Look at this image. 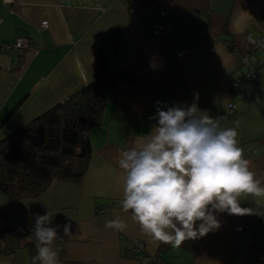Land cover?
Instances as JSON below:
<instances>
[{"label":"crops","instance_id":"obj_1","mask_svg":"<svg viewBox=\"0 0 264 264\" xmlns=\"http://www.w3.org/2000/svg\"><path fill=\"white\" fill-rule=\"evenodd\" d=\"M160 21L167 36L152 32ZM113 32L116 48L106 36ZM20 35L29 48L0 51V138L93 80L99 49L112 70L128 69L139 80L107 90L102 121L88 131L91 154L80 184L54 181L16 202L0 192V264H30L34 218L47 211L54 214L50 226H60L53 245L60 264H251L262 256L256 245H264V217L227 213L216 214L221 227L202 238L196 255L170 245L156 254L159 243L122 210L117 161L151 131L158 108L195 101L223 127L236 128L252 170L264 178V0H0V42ZM242 55L259 77L231 94L229 81L247 71ZM116 219L124 230L105 227Z\"/></svg>","mask_w":264,"mask_h":264},{"label":"clouds","instance_id":"obj_2","mask_svg":"<svg viewBox=\"0 0 264 264\" xmlns=\"http://www.w3.org/2000/svg\"><path fill=\"white\" fill-rule=\"evenodd\" d=\"M154 119L151 131L117 161L122 170V210L131 214L142 233L180 248L218 230L217 213L264 217V178L252 170L235 127H223L221 117L210 116L195 101L158 108ZM246 200L255 207H242ZM53 217L47 211L34 218L33 264H60L53 247L61 238L60 226H50ZM105 227L122 231L126 225L116 219L106 221ZM70 234L71 225H63V236Z\"/></svg>","mask_w":264,"mask_h":264},{"label":"trees","instance_id":"obj_3","mask_svg":"<svg viewBox=\"0 0 264 264\" xmlns=\"http://www.w3.org/2000/svg\"><path fill=\"white\" fill-rule=\"evenodd\" d=\"M106 36L116 48V33ZM96 55L93 80L0 138V192L10 201L35 198L54 181L80 184L91 154L88 131L102 121L107 90L119 81L139 80L128 69L112 70L104 50ZM202 238L186 241L182 250L196 255ZM256 246L264 258V245ZM167 248L159 243L156 254ZM35 256L31 254L30 264Z\"/></svg>","mask_w":264,"mask_h":264},{"label":"built area","instance_id":"obj_4","mask_svg":"<svg viewBox=\"0 0 264 264\" xmlns=\"http://www.w3.org/2000/svg\"><path fill=\"white\" fill-rule=\"evenodd\" d=\"M12 1V0H11ZM3 2L6 4L5 0H3ZM165 15V10H159L158 12V16H164ZM41 26L42 27H46L47 26V21L44 20L41 22ZM152 28V32L155 34V35H158V36H167L168 33H169V28L167 27V24H165V22H156L153 24V26L151 27ZM262 39H259L257 42H261ZM228 45H230V42H227ZM29 44V41L26 37H23V36H17L15 38H13L12 40H7V41H1L0 42V51L2 52H6V53H12V52H20L22 51L23 49H27L29 48L30 45ZM248 55H242L240 56L239 58V63L241 65H245V64H248V67H247V71H245V74L241 77H237V78H232L230 81H229V91L230 93L232 94L240 85L241 83H243L245 80H250L252 78H257L259 77V72L257 67L251 65L248 63ZM230 106H233V104H230ZM23 225L21 223H19L16 228L18 230L19 233H23L24 232V227H22ZM142 243L140 241H136L135 242V251L139 252L142 250ZM156 256H153L152 258L156 259L155 258ZM262 256H259L257 258V263H260L262 262ZM242 264H249L248 262H243Z\"/></svg>","mask_w":264,"mask_h":264}]
</instances>
